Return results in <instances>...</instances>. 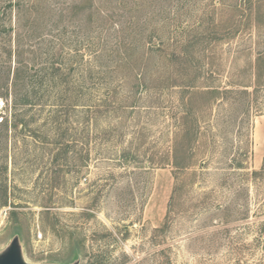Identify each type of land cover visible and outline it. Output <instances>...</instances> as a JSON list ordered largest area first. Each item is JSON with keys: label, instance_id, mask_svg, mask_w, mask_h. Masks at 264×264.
<instances>
[{"label": "rangeland", "instance_id": "obj_1", "mask_svg": "<svg viewBox=\"0 0 264 264\" xmlns=\"http://www.w3.org/2000/svg\"><path fill=\"white\" fill-rule=\"evenodd\" d=\"M40 8L37 48L54 41L67 73L58 103L77 101L78 61L96 74L85 106L35 109L40 137L0 144V251L18 235L30 264H264V86L243 87L264 62V0Z\"/></svg>", "mask_w": 264, "mask_h": 264}, {"label": "trees", "instance_id": "obj_2", "mask_svg": "<svg viewBox=\"0 0 264 264\" xmlns=\"http://www.w3.org/2000/svg\"><path fill=\"white\" fill-rule=\"evenodd\" d=\"M3 1L6 2V13H10L12 16L10 23L8 22V25L5 23V26L8 27L4 28L3 32L8 37L4 45L5 49L2 50L5 61L0 63V100L4 102V106L10 113L8 116L4 109L0 108V144H2V152H5L8 151L9 143H17L18 134L26 136L25 139L37 140L40 137L38 134L42 128H31L37 119L27 118V115L35 109H37L36 112L48 109L49 115H58L65 108L72 107L76 110L85 106L81 90L85 86L83 84H87L86 82L96 73L89 68L90 61L88 64L84 63L83 58L78 61L77 67L71 69L72 72H77V79L73 82V90L78 92L76 94L77 101L72 105L58 103L64 98L62 93L65 90L63 87L67 84V73L63 67L64 63L59 61L54 41L49 42L51 46L46 58L40 48H37V44L47 42L48 38V35L39 31L44 22H41L42 19H40L41 0ZM256 21L258 25L264 24L263 19H256ZM241 22L237 21L236 24L241 25ZM57 40L59 39L57 38ZM77 54L78 57L82 56L80 51H77ZM94 54V61L104 57L102 51ZM100 74L101 72L97 73V75ZM252 75L253 80L249 85L243 87L253 86L255 91H258L264 86V62L261 57L252 68ZM23 143H27V141L23 140ZM64 145L66 148H70L68 143ZM7 170L6 165L1 166L0 171L3 174L7 173ZM8 204V186L4 182V185H0V209L7 207Z\"/></svg>", "mask_w": 264, "mask_h": 264}, {"label": "water", "instance_id": "obj_3", "mask_svg": "<svg viewBox=\"0 0 264 264\" xmlns=\"http://www.w3.org/2000/svg\"><path fill=\"white\" fill-rule=\"evenodd\" d=\"M0 264H30L24 257L21 240L18 235L14 237L6 249L0 251ZM71 264H80V261L76 260Z\"/></svg>", "mask_w": 264, "mask_h": 264}, {"label": "built area", "instance_id": "obj_4", "mask_svg": "<svg viewBox=\"0 0 264 264\" xmlns=\"http://www.w3.org/2000/svg\"><path fill=\"white\" fill-rule=\"evenodd\" d=\"M39 237H41V238H42V234H40V235H39Z\"/></svg>", "mask_w": 264, "mask_h": 264}]
</instances>
